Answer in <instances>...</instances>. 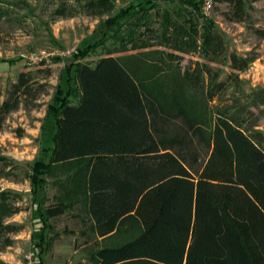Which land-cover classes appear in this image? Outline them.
I'll return each mask as SVG.
<instances>
[{
	"label": "trees",
	"instance_id": "trees-1",
	"mask_svg": "<svg viewBox=\"0 0 264 264\" xmlns=\"http://www.w3.org/2000/svg\"><path fill=\"white\" fill-rule=\"evenodd\" d=\"M158 1L172 0L129 3L103 21L99 39L71 53L65 86L49 104L47 144L30 175L33 194L54 168L83 164L54 182L53 198L35 220L76 207L85 233L102 242L90 252V264H264L262 134L246 126L241 112L209 111L218 84L206 89L201 69L180 71L174 52L122 54L154 44L187 52L195 47L197 18L206 31L199 0H176L182 8L171 10L160 9ZM215 1L229 3L235 16L243 9V0ZM86 5L112 8L111 0ZM186 7L189 16L179 22ZM5 13L0 8V18ZM148 34L156 42L142 38ZM201 37L203 55L217 54L212 34ZM98 45L105 47L103 56L91 65L80 60ZM228 58L237 71L249 60L233 52ZM28 80L20 72L10 85L0 102V127L28 93ZM257 97L264 102L263 92L252 100ZM5 193L0 209L7 207ZM126 217L139 228L118 237ZM44 226L33 234L36 256L51 240L43 237Z\"/></svg>",
	"mask_w": 264,
	"mask_h": 264
},
{
	"label": "rangeland",
	"instance_id": "rangeland-1",
	"mask_svg": "<svg viewBox=\"0 0 264 264\" xmlns=\"http://www.w3.org/2000/svg\"><path fill=\"white\" fill-rule=\"evenodd\" d=\"M87 1L0 0V8L6 10L0 18V102L20 72H27L29 76L28 93L20 97L18 106L6 114L0 127V192H6L7 206L0 209L3 227L0 228V264H27L26 256L30 252V264H38V258L39 264H90V252L102 244L98 238L85 233L86 226L75 215L76 207L40 223L35 220L38 210L51 202L54 182L64 179L83 161L73 166L66 163L54 168L53 173L43 175L46 182L36 189L35 195L30 183V175L36 171L33 165L42 155L41 148L49 136V104L56 88L65 86V68L74 60L71 53L99 39L104 31L103 21L137 0H111L110 9L91 8L86 5ZM157 4L160 9L182 8L176 0ZM186 10L189 8L183 9L179 22L189 16ZM203 15L208 20L206 31L218 43L217 54L209 52L204 56L202 53L201 36L206 32L202 18H197V29L192 34L195 47H188L187 52L154 44L122 54L161 48L177 55L175 61L180 71L201 69L207 81L206 89L212 83L218 84L207 102L209 111L227 107L229 112H241L239 115L246 120V126L262 134L264 149V102L258 97L255 102L252 100L253 96L264 93V36L258 33L264 31V0H243L238 16L233 14L229 3L214 1ZM142 38L156 42L149 34ZM112 43L107 39L104 45L109 47ZM40 52L48 54L41 64L27 58ZM232 52L249 59L244 70L230 67L228 56ZM104 53L105 47L98 45L80 60L91 65ZM41 225H45L43 237L51 240L36 256L33 234ZM137 228V222L126 217L114 234L125 236Z\"/></svg>",
	"mask_w": 264,
	"mask_h": 264
},
{
	"label": "built area",
	"instance_id": "built-area-1",
	"mask_svg": "<svg viewBox=\"0 0 264 264\" xmlns=\"http://www.w3.org/2000/svg\"><path fill=\"white\" fill-rule=\"evenodd\" d=\"M200 1V8L202 10V12H205L208 8L211 7V4L215 1V0H199ZM48 54H44L43 52H40L39 54L36 55H31V56H27V58L29 59V61L32 62H40V61H44L45 59H47ZM31 255L32 253L30 252L26 257L28 259L27 264H30V259H31Z\"/></svg>",
	"mask_w": 264,
	"mask_h": 264
}]
</instances>
